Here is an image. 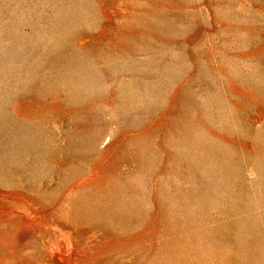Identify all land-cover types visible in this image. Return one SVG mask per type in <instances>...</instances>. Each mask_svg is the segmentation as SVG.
Here are the masks:
<instances>
[{
	"label": "rangeland",
	"instance_id": "obj_1",
	"mask_svg": "<svg viewBox=\"0 0 264 264\" xmlns=\"http://www.w3.org/2000/svg\"><path fill=\"white\" fill-rule=\"evenodd\" d=\"M0 264H264V0H0Z\"/></svg>",
	"mask_w": 264,
	"mask_h": 264
}]
</instances>
